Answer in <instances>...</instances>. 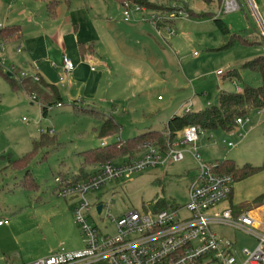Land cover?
<instances>
[{"label": "rangeland", "instance_id": "1", "mask_svg": "<svg viewBox=\"0 0 264 264\" xmlns=\"http://www.w3.org/2000/svg\"><path fill=\"white\" fill-rule=\"evenodd\" d=\"M85 1L93 6L90 13L99 24L102 21L97 12L102 7L107 9L112 35H129L127 44L133 50L128 53L127 69L117 66L112 59L115 56L96 57L95 68L104 73L98 97L86 98L79 91L72 100L64 98L61 107L54 103L45 116L41 101L21 89L13 90L0 76V217L8 224L0 228V264L7 260L26 264L63 246L68 250L84 247V234L75 220L74 198L60 196L56 182L57 178H72L73 171L80 170L83 151L100 147L103 141L126 140L150 129H164L175 114L218 105L221 90L236 92L238 86L262 83L260 74L242 70L241 62L251 52L256 51V56L263 50L264 54V46H259L264 44L223 47L232 34L248 36L262 31L252 0H239L241 8L235 11H226L224 1L219 6L201 0H154L155 9L142 12L145 21H140L136 13L131 22L124 21L123 10L115 0ZM190 10L216 13L229 26L231 35L224 34L208 14L199 20L190 15ZM159 15L170 18L174 33H158L150 20ZM142 37L145 49L137 42ZM4 49L2 45L0 60L8 66L12 63ZM232 68L239 69L240 79L232 81L217 74ZM47 91L42 88L32 96L43 100ZM82 108L114 116L121 125L120 133L100 138L102 117ZM247 118L248 122L232 132L203 130L197 141L199 160L215 163L227 159L237 167L264 166V116L253 110ZM48 130L54 134H48ZM229 142L235 145L229 146ZM180 149L185 151L182 161L150 168L90 191L91 203H107L111 210L110 215L107 208L99 214L93 208V215H88L90 221L102 232L113 233L116 227L112 217L125 211L144 210L159 199L165 200L168 207L186 203L190 183L199 172V160L192 154L191 145ZM26 155L25 163H13ZM26 170L38 186L35 190L21 185ZM263 186L264 168L234 183L235 194L241 197ZM215 227L236 238L238 250L256 244L255 237L240 229Z\"/></svg>", "mask_w": 264, "mask_h": 264}, {"label": "built area", "instance_id": "2", "mask_svg": "<svg viewBox=\"0 0 264 264\" xmlns=\"http://www.w3.org/2000/svg\"><path fill=\"white\" fill-rule=\"evenodd\" d=\"M224 2L226 11L241 8L239 0ZM122 9L126 22L133 21L136 13L140 15V21H145L142 12L147 8L126 2ZM150 22L160 35L164 31L175 32L170 18L165 15L153 17ZM2 28L3 24H0V30ZM2 45L0 41L1 48ZM31 67L32 73L13 64L8 65L7 70L19 78L30 77L37 82L40 80L38 64L32 63ZM62 67L66 73L75 69L74 61L67 54L63 55ZM217 74L223 76L225 72L220 70ZM237 90L241 91L242 87L238 86ZM57 106H62V103ZM257 112L262 114L264 109ZM246 121L247 117H238L236 123ZM202 132L200 126L192 124L185 127L165 149L148 143L139 157L123 162H105L84 180L57 178L59 195L76 199L75 220L84 234L85 245L77 250H68L63 246L26 264H264V202L240 210L231 204L223 205L229 199L236 180L232 173L220 171L217 162L199 160L197 141ZM53 133V130H48V134ZM186 144L191 145L194 157L199 160V172L190 183L186 203L159 209L151 205L144 210L125 211L117 218L112 217L116 227L113 233L102 232L94 221H90L88 215H93V208L99 214L106 208L108 214L111 213L109 204L91 203L88 197L90 191L150 168L182 161L185 152L180 147ZM100 204L101 211L98 209ZM6 220L1 218L0 224ZM221 225H229L252 235L256 244L253 248L243 246L240 250L236 249V238L215 227ZM6 264L14 263L7 260Z\"/></svg>", "mask_w": 264, "mask_h": 264}, {"label": "crops", "instance_id": "3", "mask_svg": "<svg viewBox=\"0 0 264 264\" xmlns=\"http://www.w3.org/2000/svg\"><path fill=\"white\" fill-rule=\"evenodd\" d=\"M49 1L50 0H0V24H3V27L6 25H18L20 27V34L16 38H9L7 40L0 38V41L5 47L4 55L7 56L11 61L10 63L15 65L18 69L28 71L29 73H32V63L36 62L38 64V74L41 81L57 87L60 102L63 101L64 98L72 100L79 91L84 94V97L95 99L98 97L104 78V73L98 70V68H95L97 65L96 57L107 58V55H111L112 57L115 56V58L113 57L112 59L117 66H119L120 69H127V61L130 59L128 53H132L133 50V48L127 44L129 35H112V32H110L112 25L107 21L110 14H108L105 7H102V11H98L96 14L101 16L100 21H102V23L99 24L97 19H94V15L90 13L93 10V6L85 0H79L78 3H76V0H70L68 2L66 0H57L56 15L54 16H49L47 14V3ZM252 1L256 8V14L259 18L262 31L261 33L257 31L250 34H263L264 0ZM120 7L122 8L121 5ZM137 42H140V48L144 47L145 49V37L139 38ZM259 46L261 47L264 45ZM18 47L20 48L19 52H17ZM144 51L145 50L142 52ZM255 52H251V54L242 60L241 64L261 55L263 50L262 52L258 51L259 54H256V56H254ZM64 54L69 55L75 63V69L71 72L66 73L62 67V58ZM52 63H54V65H52ZM107 65L109 66V64ZM0 66L2 69L5 67V70H3L7 71L11 76L20 79L15 73L9 72L7 66H4L2 62ZM221 76L222 75H220V77ZM62 77L64 79H62ZM28 78L27 81L32 83ZM223 78L228 77H225L224 74ZM231 80L234 81V79ZM241 87L243 88V86ZM46 89L48 91L45 95L48 97L52 96L53 92L49 88ZM21 90L27 94L24 89L21 88ZM34 100L41 101L37 98ZM255 111L257 112L258 110ZM258 114L264 116V113ZM244 124L245 122L237 124V127ZM157 130L165 132L167 131V125L164 129ZM240 137H243L241 133ZM106 143L110 142L103 141L101 145ZM234 145L235 143H233L232 146ZM191 152L193 154L192 147ZM83 163L81 167H84ZM99 166L100 165L86 166L87 170H92H90L89 175H92ZM77 172L78 170H76L75 173ZM249 177H247V179ZM23 188L29 189L24 186ZM262 193H264V186L261 190L247 193L245 195L247 198L244 200L245 197L236 196L235 188L233 187L231 197L224 201L223 205L234 204L240 206L243 204H252L255 198ZM250 198L252 199L250 200ZM73 201L75 205L76 199L74 198ZM253 205L256 204H252L251 206ZM6 224L7 220L0 224V228L5 227Z\"/></svg>", "mask_w": 264, "mask_h": 264}, {"label": "trees", "instance_id": "4", "mask_svg": "<svg viewBox=\"0 0 264 264\" xmlns=\"http://www.w3.org/2000/svg\"><path fill=\"white\" fill-rule=\"evenodd\" d=\"M67 2L70 0H66ZM121 6L126 2L134 3L141 5L147 9H155L154 0H115ZM208 5H212L215 2L218 3L219 6L222 5L224 0H201ZM58 1L50 0L47 3V14L49 16L56 15ZM169 9V7H166ZM158 10H163L160 8ZM208 14L209 18L212 19L216 25L220 28V30L224 34H230L231 30L226 22L220 18L216 13L213 12H197L190 10V15L194 18L200 20V18H204L205 15ZM261 33V32H260ZM260 33L250 34L247 36L232 34L228 42H226L223 47L224 49L232 48L238 44L245 46H254L257 44L264 43V35ZM20 34V27L18 25H6L0 30V38L3 40H7L9 38H16ZM83 47V46H82ZM1 63V62H0ZM241 69H248L254 72H257L261 76L262 83L259 86H253L246 84L243 86L241 91H227L221 90L219 94V103L218 105L209 106L200 110H192L189 109L183 114H175L170 118L167 124V131L163 132L157 129H150L137 135L132 138H128L126 140L117 139L116 141L106 143L97 148H92L81 153L84 163L81 169L77 173H73L71 175L73 181H81L89 177V172L86 169V166L89 165H101L108 161H116L117 159H135L140 156V154L145 150L146 145L148 143H155L161 149H165L168 144L173 141L177 135L187 126L189 125H198L203 130H224L226 132H232L236 129L237 123L236 120L238 117H246L253 110L264 109V54L258 55L253 59L245 61ZM0 75L4 77V79L9 83L13 90L24 89L29 96L32 97L33 92L40 91L42 88H49L53 93L52 96L48 97L45 95V98L42 97L41 100V112L42 115L45 116L48 112V109L54 104L62 103L60 102V96L57 93V87L41 81V79L37 82H34L31 78H20L16 79L11 76L7 71H4L0 66ZM225 77L230 79H240V71L238 68H232L225 73ZM26 79V80H25ZM31 79V80H30ZM35 99V98H33ZM36 101V100H35ZM84 112L95 113L102 117V127L99 132L100 138H107L111 136H117L120 133L121 125L115 120L114 116L106 115L101 116L100 113L91 108H82ZM43 133V132H41ZM51 135V134H50ZM27 155L14 160L13 163L17 162L20 164L22 162L25 163L27 159ZM219 164V170L222 172L232 173L235 177V180L245 179L254 173L262 170L264 166L254 167L249 164L244 165L243 167H237L235 163L228 161L227 159L217 160ZM22 185L29 189L37 188L36 182L31 177L28 170L24 173V177L22 179ZM233 192V191H232ZM230 194V197L232 195ZM229 197V198H230ZM264 202V193L258 195L252 204H261ZM252 204H243L240 206L231 204L234 208L246 209L250 207ZM153 208L159 209L163 207H167V203L165 200H157L153 203Z\"/></svg>", "mask_w": 264, "mask_h": 264}, {"label": "water", "instance_id": "5", "mask_svg": "<svg viewBox=\"0 0 264 264\" xmlns=\"http://www.w3.org/2000/svg\"><path fill=\"white\" fill-rule=\"evenodd\" d=\"M263 35H264V32H263ZM98 209H99V211H101V209H102V204H100V205L98 206Z\"/></svg>", "mask_w": 264, "mask_h": 264}]
</instances>
